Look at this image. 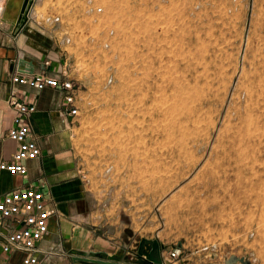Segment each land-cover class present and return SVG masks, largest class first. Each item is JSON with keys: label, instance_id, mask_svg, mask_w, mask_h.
I'll use <instances>...</instances> for the list:
<instances>
[{"label": "rangeland", "instance_id": "rangeland-1", "mask_svg": "<svg viewBox=\"0 0 264 264\" xmlns=\"http://www.w3.org/2000/svg\"><path fill=\"white\" fill-rule=\"evenodd\" d=\"M33 19L79 88L65 160L94 264H151L142 241L264 264V0H35Z\"/></svg>", "mask_w": 264, "mask_h": 264}, {"label": "crops", "instance_id": "crops-1", "mask_svg": "<svg viewBox=\"0 0 264 264\" xmlns=\"http://www.w3.org/2000/svg\"><path fill=\"white\" fill-rule=\"evenodd\" d=\"M8 1L0 0V162L8 159L17 147L8 139L14 120V112L8 104L13 87L12 75L26 69L30 74L51 75L57 69L56 61L63 60L66 54L63 45L51 36L48 37L44 28L34 21L14 36L11 29L22 8L17 12L9 10ZM49 57L55 62L51 67H45L44 63ZM14 88L18 98L37 106L32 122L40 138L43 158L27 163L28 179L0 171V194L9 193L21 186L45 182L46 189H50L58 202L60 216L50 220V234L39 243L38 248L42 253L36 256L40 257L42 264H85L76 260L85 253L88 258L95 260L97 253L91 250V242L87 241L89 231L83 228V222L88 220L82 211V204L88 202L84 200V186L66 166L65 130L68 131L70 120L60 116L64 95L58 89L38 92L19 85ZM46 253L50 254L47 260L44 255ZM23 258L24 254L16 252L8 259L1 258L0 264H23Z\"/></svg>", "mask_w": 264, "mask_h": 264}, {"label": "built area", "instance_id": "built-area-1", "mask_svg": "<svg viewBox=\"0 0 264 264\" xmlns=\"http://www.w3.org/2000/svg\"><path fill=\"white\" fill-rule=\"evenodd\" d=\"M32 21H34L33 5L28 15V23ZM46 22L52 27L61 23L59 17H49ZM55 40L62 43L60 38ZM54 62L53 58L49 57L44 66L51 67ZM56 62L58 63L57 69L51 75L30 74L28 69L18 70L12 75L13 87L8 104L14 112V120L12 129L8 133V139L17 147L8 159L0 162L1 172L28 179L27 163L43 158L40 138L32 122L37 106L18 98L14 88L16 85L38 92L58 89L64 95V107L60 111V116L70 122L79 116V88L74 79L70 77L68 62L64 57L63 60ZM59 216L58 202L50 189H46V183L43 181L0 194V259H8L12 254L19 252L24 254L23 264H42L40 257L36 256L42 253L38 245L50 234V220ZM44 255L45 260L50 256L47 253ZM178 258L179 254L174 250L167 257L162 256L160 264L171 263Z\"/></svg>", "mask_w": 264, "mask_h": 264}, {"label": "water", "instance_id": "water-1", "mask_svg": "<svg viewBox=\"0 0 264 264\" xmlns=\"http://www.w3.org/2000/svg\"><path fill=\"white\" fill-rule=\"evenodd\" d=\"M33 2L34 0H24L19 18L17 22L12 26V29H11V32L13 33L14 36H17L28 25V15L33 5ZM144 244H146L145 241H142L139 246L138 254L140 256L144 254L147 255L148 261L151 264H160L161 261L158 258V253L160 249L159 243L157 241L152 242L151 252L148 254L144 252ZM97 256L98 255H96V257ZM98 257L101 258V256H98ZM76 260L83 262L85 264L100 263L94 259L88 258V255L86 253L83 254L82 257L76 258Z\"/></svg>", "mask_w": 264, "mask_h": 264}]
</instances>
